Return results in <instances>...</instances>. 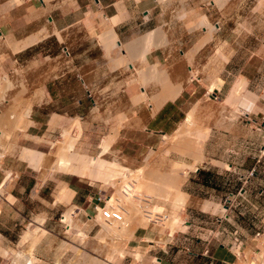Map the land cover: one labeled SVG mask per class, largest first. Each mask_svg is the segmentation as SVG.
Returning a JSON list of instances; mask_svg holds the SVG:
<instances>
[{
    "label": "crops",
    "instance_id": "0c3cea01",
    "mask_svg": "<svg viewBox=\"0 0 264 264\" xmlns=\"http://www.w3.org/2000/svg\"><path fill=\"white\" fill-rule=\"evenodd\" d=\"M9 2L0 0L3 37L15 44L36 36L42 29H46V34H40L15 52V60L27 74V90L23 95L26 123L16 139L10 129L11 117H7L5 107H0V126L4 127L0 129V150L10 144L11 151L0 156V185L5 198L0 202V250L6 253H0V264H17L11 260V250L24 251L29 247L39 261L59 264L63 262L65 247L64 241L58 238L63 232L59 213L70 203L83 205L87 200L88 207L81 209L83 214L89 213L93 198L80 187L81 180L75 175H59L56 181L63 187L54 195L58 185L50 187V178L41 179L27 160L15 156V143L37 152L67 130L71 136L81 131L80 140L90 146V139L95 136L91 131H104L105 138L117 131L104 155L124 163L125 167L140 166L141 151L158 149L163 137L172 135L186 117L181 95L173 100L168 96L177 83H181L182 90L183 76L176 73L191 67L201 68L204 63L200 56L209 40H205L202 32L192 40L196 29L185 28L188 19L192 21L202 14L203 3L194 0H21L11 5ZM178 8L191 9L182 24L172 21ZM203 18L200 16V22ZM177 29L182 34H173ZM151 31H159L160 37L152 41L149 51L143 55L146 63H128L124 67L123 55L132 56L137 49L141 51L144 47L141 40ZM112 34L117 40L111 39ZM181 39L186 42L182 43ZM65 48L67 54L63 51ZM229 55L222 67L227 75L236 66L235 53ZM149 65L158 75L154 81L145 79L141 84L132 72L145 71ZM162 74L166 75L168 84L161 81ZM240 78L245 80L247 91L244 96L239 95L238 111L229 125L210 131L203 140L202 158L193 177L199 179L195 186L205 195H194L187 177L180 187L185 195L180 212L183 215L189 206L199 207L203 213L200 216H214L219 226L224 223V214L227 220L235 217L232 222L248 243L252 242L255 224L264 229V54L253 63H245L228 86L223 78L220 89H225V97ZM74 121H78L79 130ZM117 121H121L118 129ZM209 148H215V154ZM79 196L84 197L83 202ZM57 197L67 198L59 201ZM153 209L158 210L156 206ZM239 216L247 217V223L239 226ZM28 228L36 234L44 231L35 245H31L33 240L21 242Z\"/></svg>",
    "mask_w": 264,
    "mask_h": 264
},
{
    "label": "rangeland",
    "instance_id": "374dc122",
    "mask_svg": "<svg viewBox=\"0 0 264 264\" xmlns=\"http://www.w3.org/2000/svg\"><path fill=\"white\" fill-rule=\"evenodd\" d=\"M20 1L21 0H10L9 4H17ZM194 1H201L203 3L202 11L205 15L202 12L200 16L207 20L211 29L206 26H204L203 29L200 27L201 25L198 24L200 22V16L196 19H192V21L188 19L185 28L187 30L193 28L196 29V33L192 36V40L201 32L203 34L205 33V40H209L200 56L202 57L201 62L204 60V63H202L203 65L201 68L191 67V70L185 69L184 72L176 74L178 76H183L182 80L184 83L179 95L182 97L181 99L184 104L185 115L189 110L192 111L193 114L195 113L193 115L195 117V122L191 129L197 130L199 128L206 132L205 136L207 137L210 131H215L217 128L226 124L229 125L231 119L234 117V112L238 111L236 97L240 90H237V94H233L232 96H229L228 94L225 97L223 95L225 89H220L223 78H226V86H228L231 82L232 76L237 74L238 70L245 63H253L254 60L259 59L264 54V8L262 0ZM188 10L190 11L191 9L178 8L176 10L177 13H173L172 21L182 24L185 17L188 16ZM195 21L197 22L196 24L194 23ZM180 31L182 30L177 29L173 34H182L183 31L181 33ZM40 34H46V29H42L41 32H38L35 35H38L39 37ZM224 41H226V43H224ZM181 42L183 43L186 41L181 39ZM123 46V50H126V45L123 44ZM184 48V46L181 47L183 50ZM119 49H117L118 53L120 52ZM16 51L17 49L14 47V42H9V40L3 37L0 33V107H5V112L8 113L7 117H11L9 120L12 122L10 129L15 133V139L20 134V131L23 130L26 123L24 116L26 108L23 104V95L27 90V74L25 73L24 68L19 65L20 62L15 60ZM63 51L67 54L66 48ZM141 51H136V56L124 54L123 66L125 67L128 63L134 65L136 63L138 65L140 63H146L143 54H140ZM230 53H235L233 63H236V66L234 70L229 69L230 74L227 75L225 71H222V67L223 62ZM250 56H252L251 59H249ZM197 60L199 61V58ZM206 66L210 67L206 69ZM228 66L231 67L232 64L229 63ZM215 67L218 68L216 69ZM152 70V66L151 68L149 66L145 71H139L137 69L136 72H132L133 78L141 83H144L145 79L154 81L158 73ZM152 73L154 74L152 75ZM224 75L225 77H223ZM215 80H217L218 83L213 85L212 90L209 91V86L212 85ZM161 81H163V83L166 82V78L163 76ZM161 81L159 80L158 83ZM246 91L245 88L241 89V96H244ZM240 111H242V109ZM18 116H21V119H17ZM182 122L183 119L180 121L178 127ZM6 124L7 128L8 123L6 122ZM74 124L79 130L78 121H74ZM120 125L121 121H117L116 129H118ZM3 128L4 127L0 126L1 130ZM91 132L94 133L95 136L90 139V146H85L83 141L80 140L81 131H77L75 136H71L70 131L64 130L62 137L53 141L52 144L50 143L47 148L43 147V153L41 152V149L37 150L40 154V160L38 158L36 161H30L26 156L23 155L22 157L20 151L24 146L22 147V143L20 142L15 143L17 154L12 153L19 158L27 160L37 174L40 175L41 179L50 178L51 180H49L48 184L50 187L57 184L58 187L54 189V195H56L58 190L63 187L62 183L56 181L59 180V175H75L77 179L81 180L79 184L80 187L85 188L84 192L93 198V203L89 208L90 214L87 213L92 218L88 215L90 218L88 221L83 214H78L76 217H72L70 223L67 224V226L70 225V228H65L66 231L62 229L63 232L58 238L64 241L63 244L65 247L62 250L63 262L59 264H93L96 259H103L107 252H113L112 247H114V244L116 245L118 243L123 244L125 255L120 257V255L116 253L112 256L113 260L111 259L112 261L110 260L111 263L109 264H264V229L258 226V223L255 224L256 231L253 233L252 242H244L245 237L243 236V233L240 231L239 227L236 225L234 226L232 222L235 221V217L227 220L224 214V218L222 217L224 223L222 226H219L215 221L214 216H200L199 214L203 213L200 212L199 207L189 206L188 211L181 215L180 206H182V202L179 203L175 201L176 189H168V187L161 184L157 186L158 189L155 192H148L144 189L141 190V188L138 191L137 189V191L134 192L137 197L140 195L139 198L145 197L148 199L149 196L150 198L143 202L140 205V208L137 206L134 211L136 213L133 212V221L130 220L124 225L125 228H121L122 223L115 222V218H117L116 215H120L121 218H123L124 212L121 208L118 212L115 211V214L109 215L112 219L111 224L116 225L117 229L115 230L116 232L111 231V233L106 231L107 234L104 231L101 220L96 217L97 212L95 213V211L92 210L93 204L97 202L96 198L98 197V191L101 192L106 206L107 197L114 195L119 198V193L121 192H119V187L120 185H123L124 181L128 182L130 180L129 182H131V179H134L136 180L135 185H137L138 182H145L147 184L146 181L154 180L156 176H169L172 173V167H179V169L177 168L175 171L173 170L174 175L176 174V177L180 182V185H177V189L180 190L182 183L188 177L194 195L200 197L204 196L205 193L203 190L199 189L198 186H195L198 184L199 179L196 176L193 177L195 174L194 172L197 171V168L195 169V167H198L197 163L199 160L195 162L188 152L183 154V150L177 145L178 139H176V131L172 135L164 137L158 149L150 150L147 153L141 151L140 166L135 168L128 167L131 169L132 174L127 177L123 176L122 166L125 167L124 163H120L117 160H114L113 157L104 155V152L100 154L102 151V140L105 139V137H103L104 131ZM116 134L117 131H112V134L107 138L111 141ZM187 136L190 138L187 139L185 136H183V138H186L189 142L192 141L191 143H193V145L198 142L195 133L193 135L188 134ZM193 136L195 139H193ZM206 137L202 139H205ZM70 139L74 140L73 143L71 142L73 144L72 153L86 157H96L98 155L100 160H108L121 166L119 167L120 170L117 169V174L113 177V181L112 179H106L107 171H103V169L96 168V176H90V173H93V171L89 164H85L82 166L81 170H78L81 166H77V164H80L78 162H73L76 165V170L74 171L70 170V168L66 169L58 166L57 158L61 153L62 148L70 144L68 143ZM199 144H201L200 153H202L203 141L200 140ZM9 147L10 144L3 146L0 153H10L11 151ZM176 149L179 151H176ZM34 151H36V149ZM209 151L215 154V148H209ZM187 154L190 156H185ZM174 161H179L181 164L185 163L189 167L187 166L188 168H184L180 167V165L172 164ZM137 170H140V172H137ZM185 171L187 172L185 173ZM180 174H182V176ZM136 177L137 179H135ZM144 194H146L147 197ZM66 198L67 197H63L60 199L57 197V200L65 201L63 199ZM83 198L84 197L79 196V201L83 202ZM89 202L90 201L87 200L83 205L78 204L76 206L86 209ZM120 203H122L125 208L127 206L129 208L128 200L123 198ZM73 205V203L68 204L61 212L64 211L65 213L72 210ZM122 205L120 206L122 207ZM144 205H147L148 207L151 206L154 211L155 209H153V206H156L158 209L156 214L153 215L152 220L147 223L144 222L145 220L142 216V212L145 214L143 211V208H145ZM113 208H116L115 205ZM81 211L83 213L82 209ZM85 212L87 211L85 210ZM109 217L105 220L110 221L108 220ZM257 218L258 217L255 219ZM174 220L175 222L172 223ZM246 223L247 217L239 216V222L237 224L242 226ZM126 229H128L127 233L125 232ZM27 230H29V232H26ZM32 233L34 234L29 228L25 229L22 234L21 242L33 240L34 244L36 239L33 238ZM99 236L102 238L100 239ZM4 251L5 250L2 249L0 250V253L4 255ZM11 251L13 253L11 254V260H16L19 264L24 257L28 256L30 259V256L33 255L31 254L32 247H29L24 251L20 248ZM32 257H34V255ZM35 264L55 263H43L37 259Z\"/></svg>",
    "mask_w": 264,
    "mask_h": 264
},
{
    "label": "bare ground",
    "instance_id": "6f19581e",
    "mask_svg": "<svg viewBox=\"0 0 264 264\" xmlns=\"http://www.w3.org/2000/svg\"><path fill=\"white\" fill-rule=\"evenodd\" d=\"M199 24H202V25H204V26H206V27H209V23L205 20V18H203L202 20H201V22L199 23ZM212 26V25H211ZM210 28V27H209ZM211 29V28H210ZM233 31V30H232ZM238 31V30H237ZM109 33V32H108ZM111 33V32H110ZM114 35L112 34V36H111V39H113V40H117V39H114L115 37H113ZM162 36H164V35H162ZM160 37V33H159V31H151V32H149V33H147L144 37H143V39L141 40L142 41V44L144 45V47H142V51L140 52V54L142 53L143 55L146 53V52H148L149 51V48H150V46L152 45V41L155 39V38H159ZM36 38H38V35L37 36H31V37H29L27 40H25V41H23V42H20V43H15L14 44V47L18 50V49H22V47H24L25 45H27L28 43H30L31 41H33V40H35ZM106 39V38H105ZM108 39V38H107ZM111 41L112 40H110V43H111ZM160 41V40H159ZM113 42V41H112ZM109 43V42H108ZM141 43V42H140ZM224 43H226V41H224ZM124 44V43H123ZM123 44H121V45H123ZM135 44V43H134ZM157 44V43H156ZM158 44H161V43H158ZM110 45V44H109ZM112 45V44H111ZM114 45H116V43L114 44ZM155 45V44H154ZM226 45V44H225ZM118 46H120V44L118 45ZM138 46V45H137ZM155 46H157V45H155ZM227 46H228V44H227ZM124 47V46H123ZM130 47V46H129ZM133 48H136V47H133ZM125 50V49H124ZM137 51H138V49H137ZM223 53V52H222ZM137 55V54H136ZM135 55V56H136ZM218 56V55H217ZM228 56V55H227ZM230 56V55H229ZM138 57V56H137ZM216 57V56H215ZM190 60V59H189ZM221 60V59H220ZM219 61V60H218ZM118 62H121L120 61V59H119V61ZM208 62V61H207ZM211 63V62H210ZM118 64V63H117ZM127 64V63H126ZM210 65V64H209ZM150 66V65H149ZM212 66V65H211ZM214 66V65H213ZM153 67V66H152ZM207 67V66H206ZM208 67H210V66H208ZM208 67L206 68V69H208ZM150 68H151V66H150ZM154 68H155V66H154ZM216 68V67H215ZM218 68V67H217ZM216 68V69H217ZM153 71V70H152ZM157 71V70H156ZM154 72H155V70H154ZM160 72V71H159ZM156 73H158V72H156ZM196 73H197V71H196ZM207 73H208V71H207ZM154 73H152V75H153ZM161 74V73H160ZM159 74V75H160ZM163 74H164V72H163ZM162 74V75H163ZM192 75V74H191ZM165 78H166V75H163ZM196 79V78H195ZM175 80H177V79H175ZM174 82V81H173ZM245 82V80L243 79V78H240V80H237L236 81V83H235V85H234V87H233V89H231V91H230V93H229V96H232L233 94H237V90H240V92H241V89H243V87H244V83ZM167 83V82H166ZM166 83H164V84H166ZM217 83V80H215V82L212 84V85H210L209 86V91H211L212 90V87H213V85H215ZM142 84V83H141ZM146 84V83H145ZM168 84V83H167ZM181 84V83H180ZM180 84H178L177 83V85H179V86H175V88L174 89H172L170 92H171V94L168 96V97H170L172 100L174 99V98H176L178 95H179V93H180V91H181V87H180ZM210 84V83H209ZM144 85V84H143ZM166 86H168V85H166ZM174 86V85H173ZM171 87V86H170ZM164 90H166V89H164ZM144 91V90H143ZM240 92L238 93V96L236 97V99L237 100H239L238 98H239V94H240ZM167 93V92H166ZM242 93V92H241ZM162 95V94H161ZM168 95V94H167ZM240 96H241V94H240ZM165 98H167V96H165ZM160 99V98H159ZM164 101L166 100V99H163ZM235 100V99H234ZM156 101V100H155ZM161 101V100H160ZM160 101H159V103H160ZM233 101V100H232ZM231 101V102H232ZM236 101V100H235ZM162 102V101H161ZM237 102V101H236ZM234 103V102H233ZM158 106V105H157ZM156 107V106H155ZM195 114V113H194ZM193 113H192V111H188L187 112V114H186V117L184 118V121L182 122V124L178 127V129L176 130V132H177V136H176V139H178L177 140V145H179L178 147H180V149H182V150H180V151H182L183 152V154H186L187 152H188V154L190 153V155L193 157V160L195 161V162H197L198 160H200L201 158H202V155H201V153H200V150H201V144H199L200 143V140H204V139H202V138H204V137H206L205 136V134H206V132H204L203 130H200L199 128L197 129V130H195L194 128V130H192L191 129V127L194 125V115ZM197 125V124H196ZM191 131H196V132H191ZM208 132V131H207ZM195 133V136L197 137L196 139H198V142H197V140H196V144L195 145H193V143H191V142H189V140H187V139H189L188 138V134H194ZM176 134V133H175ZM183 136H185V137H187V139L185 140L184 138H183ZM77 137V136H76ZM165 137V136H164ZM163 137V138H164ZM175 137V136H174ZM192 137V136H191ZM194 137V136H193ZM193 139H195V137L193 138ZM192 139V140H193ZM74 142V140H72V139H70L69 141H68V143H70V144H68L66 147H63L62 148V151H61V153L59 154V156H58V158H57V165L58 166H60V167H62V168H66V169H69L70 168V170H72V171H74V170H76V165L73 163V162H78L80 165H78L77 164V166H81L78 170H81V168H82V166H84L85 164H89V165H91V167H92V171H93V173H90V176H96V172H97V169L96 168H98V169H103V171H107V173H106V179H112V181H113V177L117 174V169H119V167H121V166H119V165H117V163L115 164V163H112V162H110V161H105V160H100L99 158H98V155L96 156V157H86V156H79L78 154H76V153H72L71 151H72V147H73V144L72 143ZM109 143H110V140L108 139V138H105V139H103L102 140V151L100 152V154L101 153H103V152H105L106 151V149L108 148V146H109ZM194 143H195V141H194ZM200 146H199V145ZM176 145V146H177ZM197 145V146H196ZM172 149V148H171ZM174 150V149H173ZM176 151H179V150H177L176 149ZM185 152V153H184ZM180 153V152H179ZM185 155V156H190V155ZM0 155H2L1 153H0ZM20 155L23 157V155L24 156H26L30 161H36L38 158H39V156H40V154L38 153V152H36V151H34V150H30V149H28V148H22V150L20 151ZM191 157V158H192ZM39 160H40V158H39ZM117 162V161H116ZM195 162H193V163H195ZM183 163V162H182ZM192 163V164H193ZM172 164H177V165H180V167H187L188 165H186L185 163L184 164H181V162H179V161H174V163H172ZM56 165V166H57ZM194 165V164H193ZM55 166V165H54ZM189 167V166H188ZM187 167V168H188ZM122 168H123V176L124 177H127L128 175H131L132 174V171H131V169H129L128 167H123L122 166ZM179 169V167H172V173L169 175V176H156V178L154 179V180H148V181H146L147 182V184L145 183V182H142V183H137V185H135L136 184V180H134V179H131V182H123V185H120V187H119V198H117V197H115L114 195H111V196H109V197H107L106 198V211H107V217H109V215H112V214H115V211L116 212H118V210H120V208H121V210L124 212V215H123V218H121V216L120 215H116L117 216V218H115V222H117V223H122L121 225H122V227L121 226H119V227H121V228H125V226L124 225H126L130 220L131 221H133L132 220V218L134 217L133 216V212L136 210V208H137V206H138V208H140L141 206V204L143 203V202H145V201H147L149 198H150V196H149V198L147 199V198H145V197H140L139 198V196L137 197L136 196V193H134V192H136L137 191V189H138V191H139V189L141 188V190H145V191H148V192H155L157 189H158V185H164L165 187H168V189L169 188H174V189H176V191H175V197H176V200H178L179 202H182L183 203V201H184V199H185V195L180 191V190H178L177 189V185L180 183L179 182V179H177V177H176V174L174 175V171L176 170V169ZM120 170V169H119ZM174 170V171H173ZM86 171V170H85ZM179 171V170H178ZM137 172H140V170H137ZM187 171H185V173H186ZM73 173V172H72ZM140 174V173H139ZM179 175V174H178ZM181 176H182V174H180ZM186 175V174H185ZM138 177V176H137ZM137 177L135 178V179H137ZM115 178H117V177H115ZM181 180V179H180ZM117 181V180H116ZM120 181H121V179H120ZM118 182H119V179H118ZM182 182V181H181ZM134 185V186H133ZM180 185V184H179ZM1 186V188H2V185H0ZM144 192V191H143ZM144 193H146V192H144ZM139 194H141V193H139ZM145 196H146V194H144ZM143 195V196H144ZM147 197V196H146ZM123 198L125 199V200H128V202H129V208H128V206L125 208L123 205H122V203H120V202H122V200H123ZM151 198H152V196H151ZM138 202V203H137ZM125 203V202H124ZM128 204V203H127ZM115 205V207L116 208H113V206ZM120 205H122V207L120 206ZM149 205V204H148ZM144 207L145 208H143V211L145 212V214L142 212V216H143V219L145 220L144 222L145 223H147V222H149V221H151L152 220V217H153V215H155L156 214V211H154V210H152V208H151V206H147V205H144ZM70 210V209H69ZM97 212V211H96ZM134 213H136V212H134ZM64 216H65V219L66 218H68L69 217V211L68 212H65L64 213ZM115 216V217H116ZM138 217H140L139 215H137ZM96 217H98V219H100L101 220V223H102V225H103V227H104V231L106 232H109V233H111V231L113 232H116L115 230L117 229L116 228V225H112L111 224V218L109 217V219L108 220H110V221H106L107 219V217H105L102 213H100V212H97V216ZM155 217H157V216H155ZM169 218V217H168ZM106 219V220H105ZM134 219V218H133ZM154 219V218H153ZM159 219V218H158ZM175 222V220L172 222V223H174ZM36 228V227H35ZM68 228H70L69 226H68ZM126 228H127V226H126ZM106 229V230H105ZM120 229V228H119ZM35 230H38V229H35ZM39 230H40V228H39ZM122 230V229H121ZM169 230V229H168ZM120 231V230H119ZM123 231H124V229H123ZM127 231H128V229H126V233H127ZM26 232H29V230H27ZM31 232V231H30ZM34 232V231H33ZM39 232V231H38ZM44 231H43V229H42V232H41V234H44L43 233ZM106 232V233H107ZM118 232V231H117ZM35 233V232H34ZM124 233V232H123ZM126 233H124V234H126ZM33 234V233H32ZM41 234H33V238L34 239H37L38 240V237L41 235ZM80 234V233H79ZM108 234V233H107ZM101 236V235H100ZM100 236H99V238H100ZM102 238V237H101ZM100 238V239H101ZM98 241H101V240H98ZM122 241V240H121ZM120 241V242H121ZM37 242V241H36ZM32 244H33V242H32ZM31 244V245H32ZM35 245V244H34ZM113 248V252H107L106 254H105V257L103 258V259H100V260H97L96 259V261H94L96 264H109V262H110V260L112 259V256L113 255H115L116 253L118 254V255H122V256H124L125 255V250H124V248H123V244H121V243H118V244H114V247H112ZM31 250V249H30ZM4 253H5V251H4ZM6 254V253H5ZM17 254V253H16ZM15 254V255H16ZM32 254V253H31ZM24 255V254H23ZM22 255V256H23ZM20 256V255H19ZM18 256V257H19ZM27 256V255H26ZM33 256V255H32ZM32 256H30L31 258L29 259V257H27V258H25V262H23L24 264H35V262L37 261V258L34 256V257H32ZM17 259V258H16ZM19 259V258H18ZM23 260V259H22ZM93 260H95V259H93ZM92 260V261H93ZM17 263H18V261H17ZM95 263H93V264H95ZM19 264V263H18ZM21 264V263H20Z\"/></svg>",
    "mask_w": 264,
    "mask_h": 264
},
{
    "label": "built area",
    "instance_id": "2783aa9c",
    "mask_svg": "<svg viewBox=\"0 0 264 264\" xmlns=\"http://www.w3.org/2000/svg\"><path fill=\"white\" fill-rule=\"evenodd\" d=\"M98 194V197L96 198L97 202H95L93 204V207H92V210L96 211L97 212H100L102 213L105 217H107V211L105 210L106 206H105V200L103 199L102 195H101V192L98 191L97 192ZM4 191L2 190L1 186H0V202L2 200H4ZM82 215V211H81V208H79L78 206L76 205H73V208L72 210L69 211V217L65 219V216H64V211L63 212H60L59 213V217H58V222L59 224L63 227V229L65 230V228H68L67 224L70 223L72 217H76L77 215ZM85 217H86V220L89 221L90 218H92L89 214L85 213L83 214ZM90 218H89V216ZM70 226V225H69ZM66 231V230H65Z\"/></svg>",
    "mask_w": 264,
    "mask_h": 264
}]
</instances>
